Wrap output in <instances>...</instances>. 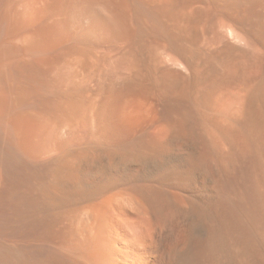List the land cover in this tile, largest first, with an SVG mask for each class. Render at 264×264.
Masks as SVG:
<instances>
[{
	"label": "bare ground",
	"instance_id": "6f19581e",
	"mask_svg": "<svg viewBox=\"0 0 264 264\" xmlns=\"http://www.w3.org/2000/svg\"><path fill=\"white\" fill-rule=\"evenodd\" d=\"M0 264H264V0H0Z\"/></svg>",
	"mask_w": 264,
	"mask_h": 264
}]
</instances>
